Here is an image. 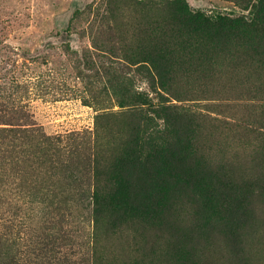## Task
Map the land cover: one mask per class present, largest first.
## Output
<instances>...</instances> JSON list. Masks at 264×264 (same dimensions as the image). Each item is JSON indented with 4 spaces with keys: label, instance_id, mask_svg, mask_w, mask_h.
Listing matches in <instances>:
<instances>
[{
    "label": "rangeland",
    "instance_id": "obj_1",
    "mask_svg": "<svg viewBox=\"0 0 264 264\" xmlns=\"http://www.w3.org/2000/svg\"><path fill=\"white\" fill-rule=\"evenodd\" d=\"M139 1L0 0V128L25 130L0 154V264H264V31L210 37ZM236 1L186 0L238 15ZM150 60L164 104L196 117L145 115L188 133L204 174L252 180L232 228L186 193L162 226L93 209L94 192L119 187L113 157L134 121L124 104L157 100Z\"/></svg>",
    "mask_w": 264,
    "mask_h": 264
},
{
    "label": "trees",
    "instance_id": "obj_2",
    "mask_svg": "<svg viewBox=\"0 0 264 264\" xmlns=\"http://www.w3.org/2000/svg\"><path fill=\"white\" fill-rule=\"evenodd\" d=\"M146 1L157 13L168 11L174 19L187 24L191 29L197 26L194 30L208 32L210 37L216 36V28H237L243 31L256 28L264 31V0L236 1L242 11L238 15L233 14V11L226 13L192 8L186 0H144L139 1V4L145 2L143 7H147ZM78 11L77 6L72 15ZM156 37L160 39L157 28ZM161 52L162 50L157 53ZM150 62L155 73L157 72V100L149 101L135 96L134 100L124 104L132 105L128 111L134 121L130 125L129 139L118 144L113 157L114 182L119 187L107 196L94 192L91 198L93 209L97 215L107 213L115 222L136 218L149 225L162 226L166 215L175 205L174 199L186 193L188 195L184 197L200 200L199 211L207 219L232 228L233 216L243 208L245 190H253L250 185L252 180L238 183L232 177L204 174L198 166L199 149L188 133L181 136L176 129L172 130V122H167L163 129L151 122L153 119L145 115L147 105H152L153 113L164 122L166 114L174 120L181 113L194 118L196 114L191 106L164 104L169 100L159 91H165L166 85L158 74L156 62ZM24 132L25 130L0 128V154L13 149L4 145L6 139L13 137L20 142ZM27 135L32 133L28 132ZM41 137L43 136H38Z\"/></svg>",
    "mask_w": 264,
    "mask_h": 264
}]
</instances>
